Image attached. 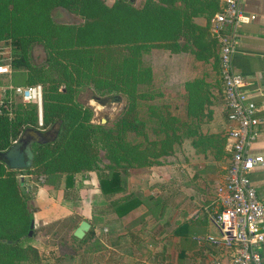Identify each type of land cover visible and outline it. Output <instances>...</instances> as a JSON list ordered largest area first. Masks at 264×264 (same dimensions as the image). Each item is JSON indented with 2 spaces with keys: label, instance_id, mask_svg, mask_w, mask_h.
I'll return each mask as SVG.
<instances>
[{
  "label": "trees",
  "instance_id": "obj_1",
  "mask_svg": "<svg viewBox=\"0 0 264 264\" xmlns=\"http://www.w3.org/2000/svg\"><path fill=\"white\" fill-rule=\"evenodd\" d=\"M54 8L69 12L76 20H55ZM219 9L220 0H112L109 5L104 0H0V41H8L12 47L11 67L25 71V86H41V125L35 102H14L9 90L4 91L0 151L24 128L44 131L60 120L53 140L31 146V166L21 169V174L53 180L62 177L66 187L72 185L75 174L96 170L98 191L108 196L110 208L118 216L140 202L132 193L122 194L124 176L134 168L161 164L162 157L174 154L183 139L189 138L196 152H208L214 161H223L228 156L225 130L200 126L212 121L211 106L222 98L219 42L209 30V19ZM195 17L203 18L204 23H196ZM34 44L44 51L40 64L29 59ZM153 48L188 53L209 64L211 78L202 73L183 83L186 121L171 114L164 104H148L145 117L137 114L138 102L154 97L138 89L151 85V67L141 57ZM79 87H88L102 97L125 96L126 106L111 127L88 122V109L73 99ZM147 120L153 138L147 136ZM127 133L140 139H128ZM18 182L17 171L0 161V264H40L38 247L21 242L28 238L32 218ZM151 203L150 208L156 210L157 203ZM92 236L90 225L81 239L70 233V240L84 245ZM204 248L216 249L211 244Z\"/></svg>",
  "mask_w": 264,
  "mask_h": 264
},
{
  "label": "crops",
  "instance_id": "obj_2",
  "mask_svg": "<svg viewBox=\"0 0 264 264\" xmlns=\"http://www.w3.org/2000/svg\"><path fill=\"white\" fill-rule=\"evenodd\" d=\"M240 6L245 19L236 28L237 39L231 65L233 70L241 75L244 82L243 89L247 97L255 104L259 119L257 134L251 143L249 153L264 156V0H240ZM249 15L254 17L249 19ZM203 23L204 20L198 24ZM226 29L230 30V27L227 26ZM174 54H187L194 63L204 66V69L198 75H193L181 81L183 96V83L185 80L199 76L202 73L211 78L212 71L209 68V64H202L194 60L188 53ZM172 64L169 68L165 67L164 69L169 70L171 75L178 77L179 65L177 62ZM149 66L153 76L154 69L151 65ZM184 106L185 98L183 97V114L185 117ZM211 107L213 123L210 125L213 124V129L210 126V130L216 131L220 127L225 130L227 121L223 111L222 98ZM170 113L176 116V113ZM185 139H188V147L190 148L187 151V155H189L188 163L180 166L186 167L187 172H189L188 168L191 169L192 166L193 171L188 174L189 177L185 178L184 181L179 180L180 187L174 186L177 190H170L162 194L160 190L156 189L158 188L156 184L159 185L162 178H164L162 182L167 180L169 183L177 185L176 179L181 172V168H178L177 164L174 169L171 165H162L161 163L159 165L134 168L124 176L122 194L132 193L137 196L140 202L136 207L120 216L116 215L111 209V211H106L104 219L101 218L103 216L102 213H94L91 208H89L88 214L79 213L77 210L83 209L82 203L80 199L73 200L71 206L74 205L78 222L85 219L93 226V236L85 241L87 247L85 254L91 255L96 260L95 262L99 264H156L154 262L156 255L168 254L170 257L168 263L159 261L157 264H209L211 258L217 256V249L214 248L213 251H210L204 248L205 244H210L206 237L217 235V227L213 220V215L218 205L216 197L214 195L212 199V196L203 192V187L200 189L199 184L194 185V181L198 179L197 176L200 178L208 175L203 168L204 164L214 168L217 167L208 152H196L190 144V139ZM196 161L200 162L195 164L194 162ZM159 167L161 168L160 171L166 169L164 172L169 173V175L166 177L163 176L165 174L157 175L156 171ZM26 176L28 175H18V181L21 183ZM74 176L73 188L80 186V188L83 187L85 192L95 188H88L89 186L85 185L87 181L84 178H75ZM144 178L149 180V184L154 185L152 190H147L143 186L145 184L144 181L142 182ZM249 178L255 188L257 198L264 205V167L254 166L249 173ZM45 184L44 182L42 186ZM29 186L27 185L28 188H30ZM49 186L48 188H50ZM95 190H98V188ZM193 193H195V196H193ZM150 202H152L151 204L157 203L156 210L153 211L150 208ZM35 216L38 217L39 214L36 213ZM93 217L95 219L100 218L101 222H95ZM32 220L35 222V217ZM102 222L105 224L104 226H101L100 223ZM99 224L100 227H98ZM98 230H102L105 233L104 236L98 237ZM35 245L40 251V244L36 243ZM93 245L98 246V248H93ZM260 252L264 255V245L260 247ZM77 256L78 254L75 258ZM73 259H71L70 264H72Z\"/></svg>",
  "mask_w": 264,
  "mask_h": 264
},
{
  "label": "rangeland",
  "instance_id": "obj_3",
  "mask_svg": "<svg viewBox=\"0 0 264 264\" xmlns=\"http://www.w3.org/2000/svg\"><path fill=\"white\" fill-rule=\"evenodd\" d=\"M104 1L107 5L112 3V0ZM137 1L138 0H134L133 2ZM52 16L55 20L59 21L72 22L76 20L75 16L60 8H54L52 10ZM194 21L202 23L203 19L201 17H195ZM12 58L13 53L10 43L8 41H0V61L8 63L10 67L9 73L0 75V99L3 97L4 91L9 90L10 98L14 102H17L21 100L16 94H14L13 90L15 86H25V71L21 70L22 67L15 69L11 67ZM29 59L35 64L44 62V51L40 45L34 44L31 46L29 51ZM141 59L143 64H148L153 67L154 74L153 82H151L150 86L139 85L138 89L142 92L148 91L150 94H153L154 97L153 99H141L136 107L137 114H139L140 117H145L147 112L146 106L148 104H164L168 107L169 112L176 113V117H179L181 121H186L184 120L185 118L183 114L184 96L182 94L181 81L193 75H198L200 71L204 69V66L200 65L199 63H194L192 58L187 54H169L162 49H150L144 55H142ZM173 62H177L179 65L178 77L171 75L169 70L164 69L165 67L169 68L171 65H173ZM35 84L40 86L39 83H34L33 85ZM73 99L81 107L88 109V122H90L92 125H100L104 127H111L126 106V98L123 94L117 93L102 97L93 94L88 87H79L76 90ZM211 123H213V121L201 124V129L204 130L205 127L210 129V126L213 129V124L210 125ZM150 127L151 122L147 120V136L149 138H153L154 135L151 132ZM220 130L222 132V127L216 129V131ZM127 137L131 140L140 139L139 136H134L132 133H127ZM187 140L188 139H183L180 145L175 146L176 150L174 154L162 157V165L168 164L174 167L177 164V167L181 168V172L179 173L180 176L176 179L178 182L177 185L171 184L167 180L162 182L164 178H162V180L159 182V185L156 184V187H158L156 189L160 190L162 194L163 192L167 193L170 190H177L175 187H180L179 180L184 181L185 178L189 177L188 174L192 173L193 171L192 166L191 169L188 168L189 172H187L186 167L180 166L181 164L188 163L189 155H187V151H189L190 148L188 147L189 143ZM99 156L102 160V163H105L106 160L103 157L102 151H99ZM190 158H192V156H190ZM226 159L227 158H224L223 161L220 162L215 161L214 163L217 168L204 164L203 168L205 173L208 175L206 177L200 178L197 176L198 179L194 181V185L199 184L200 189L203 187V192L207 193L209 196H212V199L215 195V185L220 183L223 179L226 167ZM198 162L200 161H196L194 163L197 164ZM160 170V167L157 168V175L161 176L165 174L163 175L164 177L169 175V173L164 172L166 169L162 171ZM16 171L17 179L19 178L18 175H28L26 176L25 180H22L21 183L19 181L18 184L20 190L27 198L26 202L31 218L33 219V217H35V222H33L31 227V236H28V238L24 237L21 242L40 244V264H70L73 256L74 259L72 264H99L95 262L96 260L93 259L91 255L85 254V249L87 248L86 244L77 246V244H74L70 240V233L78 222V218L75 215L74 205L71 206L73 204V200L80 199V202L82 203L83 209L77 210L79 213L88 214L89 208H91L94 213H102L103 216H101V218L104 219L106 216V211H111L110 205L108 203V196L97 194L99 193L98 190L94 191V189H97L98 186V171L90 170L75 174V178L80 177L87 181L85 185L89 186L88 188L91 189L95 187L94 189H91V191L88 190L87 192L84 191L83 187L80 188V186L77 188H73V185L65 187L62 177H54V180L52 178L46 179L45 176H38L34 178L26 173L21 174L20 170ZM43 181L46 183L44 186H42L44 184ZM143 181L145 182L143 186H145L147 190L153 189L154 185L149 184L150 182L148 179L144 178L142 182ZM27 185H30V188H28ZM48 186L50 188H48ZM184 188L186 187L184 186ZM193 196H195V193H193ZM69 210L71 211L70 213ZM36 213L39 214L38 217L35 216ZM93 220H95V222H101L100 218L95 219V217H93ZM100 224L101 226L105 225L103 222ZM100 224L98 227H100ZM104 234L105 233L102 230L97 231L98 237H102ZM75 248L76 252L74 251ZM93 248H98V246H94ZM73 251L75 252L74 255H72ZM77 254L78 256L75 258ZM169 259L170 257L168 254H162L160 256L156 255L154 262L156 264L159 261L168 263Z\"/></svg>",
  "mask_w": 264,
  "mask_h": 264
},
{
  "label": "built area",
  "instance_id": "obj_4",
  "mask_svg": "<svg viewBox=\"0 0 264 264\" xmlns=\"http://www.w3.org/2000/svg\"><path fill=\"white\" fill-rule=\"evenodd\" d=\"M254 16L249 15L252 19ZM245 19L240 0H220V9L209 19V30L219 42V75L227 125L225 150L228 152L223 179L214 187L217 209L213 215L217 235L206 240L218 250L209 264H264V205L257 198L249 173L264 167V156L250 154L257 134L255 104L243 89V79L231 65L237 39V26ZM229 26L230 30L226 27ZM9 64L0 61V75L9 73ZM23 102H35L40 113V86H15ZM38 125H41L40 116Z\"/></svg>",
  "mask_w": 264,
  "mask_h": 264
},
{
  "label": "water",
  "instance_id": "obj_5",
  "mask_svg": "<svg viewBox=\"0 0 264 264\" xmlns=\"http://www.w3.org/2000/svg\"><path fill=\"white\" fill-rule=\"evenodd\" d=\"M133 1L134 0H129V2ZM59 126L60 120H56L47 130L44 131H40L31 127L24 128L19 134L18 138L8 148L0 151V161L3 162L5 167L11 170L29 168L31 166L33 156L31 146L33 144H44L53 140L57 135ZM32 225L33 220L31 219L29 222L27 236L31 235ZM89 227L90 224L85 219H82L74 227L71 234L73 237L81 239L88 231Z\"/></svg>",
  "mask_w": 264,
  "mask_h": 264
}]
</instances>
